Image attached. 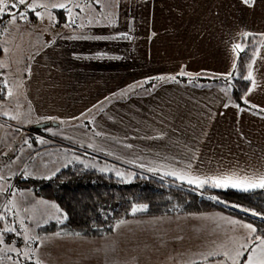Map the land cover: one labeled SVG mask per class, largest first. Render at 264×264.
Here are the masks:
<instances>
[{
	"label": "crops",
	"instance_id": "crops-1",
	"mask_svg": "<svg viewBox=\"0 0 264 264\" xmlns=\"http://www.w3.org/2000/svg\"><path fill=\"white\" fill-rule=\"evenodd\" d=\"M66 1L71 13L58 23L67 41L71 35L75 43L51 46L36 58L41 99L44 90L47 107L54 109L46 116L73 122L100 106L95 122L122 137L93 139L95 129L75 122L73 137L59 136L186 183L213 177L252 181L264 175V0L251 5L243 0H113L111 14L106 7L96 10L94 0ZM74 2L87 8L83 12ZM7 19L0 33L11 23ZM122 33L131 38L95 39ZM245 33L261 35L248 92L259 110L241 106L231 95ZM181 72L208 80L178 79ZM5 84L6 96L9 80ZM247 224L256 229L222 210L139 215L118 221L104 235L57 231L40 242L35 258L43 264H215L227 257L201 254L231 255L238 245L258 241L257 231L243 227ZM25 252L32 257L23 250L17 261L31 264Z\"/></svg>",
	"mask_w": 264,
	"mask_h": 264
},
{
	"label": "rangeland",
	"instance_id": "rangeland-1",
	"mask_svg": "<svg viewBox=\"0 0 264 264\" xmlns=\"http://www.w3.org/2000/svg\"><path fill=\"white\" fill-rule=\"evenodd\" d=\"M99 1L102 2V0ZM124 2L125 0L122 4ZM32 3L37 6H47L37 7V11L42 13V18L31 21L33 15H29L28 12L26 20L17 17L13 23L10 17L11 23L7 30L5 33H0V43H3L5 48L4 53H0V68L3 69L5 83L9 80L7 95L0 97V216L4 217L3 220H0V233H3L4 241L3 244H0L2 264H20L17 261V255L23 256V250L32 252V259L35 258L40 242L57 232L42 233L41 225L52 220L61 221L66 218L63 209L56 201L38 196L33 187L21 186L16 181L18 176L50 179L60 170L77 161H84L100 170L115 171L116 174L119 172L121 175L118 176L125 182L135 179L138 172L149 171L134 162L116 161L105 157L103 149L97 146L80 145L71 138L67 137V140L59 136V134H64V137H73L77 126L71 125L72 119L56 115L46 116V113H54L52 111L54 109L51 108L52 106L47 107L44 90L43 100L41 99L42 77L40 64L36 63V58L42 50L45 51L51 46L61 45L63 47L75 43L71 35H69L70 41H67L66 29L58 23L61 20L60 12L52 7L55 4L67 5L70 2L66 0H32ZM74 3L73 5L79 7L81 11L87 8L82 3ZM70 7L69 4L65 9L68 11ZM129 22L128 17L127 24ZM79 45L85 46L80 41ZM27 81H29L28 88L26 87ZM46 120L62 123L42 127L41 131L35 129L37 124ZM73 126L75 127L71 130ZM93 129H95L93 139L95 135L104 139L122 137L119 131L99 125L97 122L93 125ZM156 173L162 175L159 172ZM20 181L22 182L21 179ZM5 228H15L16 231L4 232ZM58 231L63 230L59 229ZM27 236L39 237V239L26 240ZM259 243V240L251 242L249 245L245 243L248 248L246 251L242 250L244 255L237 258L236 264H245L255 245ZM6 247H14L20 251L19 253L5 252L3 249ZM256 251L258 252L259 249ZM245 255L247 256L245 257ZM222 261L224 264H233L228 258Z\"/></svg>",
	"mask_w": 264,
	"mask_h": 264
},
{
	"label": "trees",
	"instance_id": "trees-1",
	"mask_svg": "<svg viewBox=\"0 0 264 264\" xmlns=\"http://www.w3.org/2000/svg\"><path fill=\"white\" fill-rule=\"evenodd\" d=\"M113 2V0L99 1L98 4L96 3V10L102 11L106 7L110 12L115 7ZM130 2L132 0H129ZM55 10L61 15V20L58 22L67 19V9ZM31 14L33 15L31 19L37 18L34 12L29 11V15ZM9 17L7 14L0 17V30L2 25L7 24ZM260 45L261 35L249 33L243 38L238 64L231 77L232 99L241 106L258 110L259 108L249 101L248 92L252 84L251 72ZM249 75L251 78L246 79L245 77ZM177 78L208 80L200 75L179 74ZM152 81L153 79L150 78L145 86H149ZM5 86V82L0 84V97L5 96ZM102 109L99 106L90 114L74 118L73 122L94 131L95 118ZM35 129L42 130L41 127ZM19 177L16 181L21 186L33 187L38 196L56 201L66 215L61 221L52 220L42 224L40 227L42 233L62 229L68 233L104 235L111 233L118 221L133 216L222 210L252 222L257 229L255 238L264 236V188L241 191L232 187H213L212 184L194 186L173 177L158 175L154 171L138 172L135 179L125 182L115 171L100 170L84 161H77L63 168L50 179ZM140 205H147V208L133 213L132 209L139 208ZM36 259L33 258L30 263L35 264Z\"/></svg>",
	"mask_w": 264,
	"mask_h": 264
},
{
	"label": "snow or ice",
	"instance_id": "snow-or-ice-1",
	"mask_svg": "<svg viewBox=\"0 0 264 264\" xmlns=\"http://www.w3.org/2000/svg\"><path fill=\"white\" fill-rule=\"evenodd\" d=\"M94 2L98 4L99 0H94ZM254 2L255 0H243V3L246 5L254 4ZM37 7H47V6L46 5H39V6L34 5L32 3V0H0V17H3L5 14H7L11 17V20L14 23L17 17H19L20 19L26 20L28 12L32 11L35 13V15L38 18H42V13L40 11H37ZM52 7L61 8V9L68 8V6L65 4H55V5H52ZM13 10H16V11H13ZM68 10H69V13H71V9L69 8ZM245 35H247V33H245ZM120 38L130 39L131 37H129L127 33H122L119 36H113V37H95V39H120ZM236 47L239 48L240 46L236 45ZM180 75H186V73L181 72ZM187 75H190V74H187ZM228 75L230 76L231 73H229ZM245 78L250 79L251 76L249 75V77H245ZM158 79H163V77H160ZM170 79L175 80V77H171ZM9 95H11L10 92H9ZM245 103H247L246 100H245ZM241 111H243V109H241ZM5 115H7V113H5ZM149 171H153V169H149ZM117 175H121V173L117 172ZM171 175H178V174L173 172L171 173ZM180 179L183 180L185 179V177L181 175ZM209 180H211L213 187H221V188L232 187V188H238L241 191H249L250 189H254L257 187L264 188V175H261L258 178V180H252V181H249L247 178H245L244 180H231L229 178H224L223 180H221L219 178L213 177V178H209L206 180L189 179L188 183L189 184L199 183V185L202 187L205 184L209 183ZM146 208H147V205H140L139 208L134 207L132 211L133 213H135L137 210H144ZM254 215H258V214L254 213ZM3 219L4 217L0 216V220H3ZM231 223L235 224L239 222L231 221ZM21 224H23V221H21ZM243 227L249 229L250 233H255L257 231L251 224L243 225ZM15 231H16L15 228H5L4 229V232H15ZM57 235H59V233H57ZM25 239L26 240H38L39 237L27 236L25 237ZM256 239L259 240L260 243L258 245H255V247L253 248V251L249 254L248 258L246 259L245 264H264V237L257 236ZM3 243H4L3 233H0V244H3ZM247 248H248L247 245H243V244L238 245L235 248L233 255H229V252L227 251H224L223 253H221L220 251H213V250H210L207 253H202L201 255L204 256L205 259L209 257H217V256L223 255L224 257H227L229 260H231L233 264H236L237 258L242 257L244 255V252L241 249H244L246 251ZM256 249H259V251L257 252ZM3 250L5 252H18V253L20 251L19 249H16L14 247H6ZM24 257L25 259H28V260L32 259V257L28 254V252L24 253ZM2 262H3V258L0 257V264H2ZM35 264H42V261L39 259H36ZM218 264H224V262L220 261L218 262Z\"/></svg>",
	"mask_w": 264,
	"mask_h": 264
},
{
	"label": "water",
	"instance_id": "water-1",
	"mask_svg": "<svg viewBox=\"0 0 264 264\" xmlns=\"http://www.w3.org/2000/svg\"><path fill=\"white\" fill-rule=\"evenodd\" d=\"M51 124H57L55 123L54 121H51V120H46V121H42L40 122L39 124H37V127H46V126H49Z\"/></svg>",
	"mask_w": 264,
	"mask_h": 264
},
{
	"label": "built area",
	"instance_id": "built-area-1",
	"mask_svg": "<svg viewBox=\"0 0 264 264\" xmlns=\"http://www.w3.org/2000/svg\"><path fill=\"white\" fill-rule=\"evenodd\" d=\"M2 82H5V75H4L3 69L0 68V84Z\"/></svg>",
	"mask_w": 264,
	"mask_h": 264
}]
</instances>
